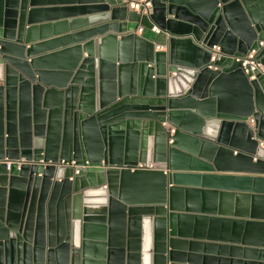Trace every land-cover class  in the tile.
I'll use <instances>...</instances> for the list:
<instances>
[{
    "label": "water",
    "instance_id": "1",
    "mask_svg": "<svg viewBox=\"0 0 264 264\" xmlns=\"http://www.w3.org/2000/svg\"><path fill=\"white\" fill-rule=\"evenodd\" d=\"M45 1L0 0V264H264V0H78L103 37L41 57Z\"/></svg>",
    "mask_w": 264,
    "mask_h": 264
},
{
    "label": "crops",
    "instance_id": "2",
    "mask_svg": "<svg viewBox=\"0 0 264 264\" xmlns=\"http://www.w3.org/2000/svg\"><path fill=\"white\" fill-rule=\"evenodd\" d=\"M95 5L90 3H82L78 0H47L43 3V7L41 9H47L49 12L46 14H42L39 18L36 19V23L38 26H49L48 30L44 32H40L36 35L35 39L39 42L38 44H44L45 42H56L49 47H43L38 51V55L41 57L48 55H56L62 53L63 50L71 49L76 46H82L83 44L99 40L102 38L98 35H91L89 37L84 38V40L77 39L76 35L81 32H86L92 28L99 26L100 20L95 18ZM98 16V15H97ZM95 18V19H94ZM138 20V14L129 10L128 16V24H134ZM137 36L142 37L150 42L155 43V52L164 51L165 45L164 41L168 39V35L166 34H155L150 31H143L139 33L136 31ZM114 36L117 35L114 32L108 31L104 36ZM119 38V35H117ZM69 37L67 42H61L62 38ZM58 41V42H57ZM60 41V42H59ZM80 44V45H77ZM264 46V43H263ZM65 48V49H64ZM86 55H83L85 58ZM72 59V55H68L62 58L55 57L49 62H44L42 70L51 72V73H64L67 72V67L69 66V62ZM175 75L172 74V77ZM252 80V79H249ZM247 124V123H246ZM248 125V124H247ZM165 126V125H163ZM249 126V125H248ZM194 175H201L202 173H198L196 171H189ZM71 180V179H70ZM105 187H103L104 189Z\"/></svg>",
    "mask_w": 264,
    "mask_h": 264
},
{
    "label": "built area",
    "instance_id": "3",
    "mask_svg": "<svg viewBox=\"0 0 264 264\" xmlns=\"http://www.w3.org/2000/svg\"><path fill=\"white\" fill-rule=\"evenodd\" d=\"M123 1H126V0H123ZM127 8L128 10L133 11L137 13L138 15L148 16L151 11L150 0H138L136 2H128ZM137 31L141 33L142 29H138ZM151 32L157 35L161 34V32L157 28H152ZM262 47H263V43H260L259 50ZM212 51H213V54H212L211 61L215 60L216 58L215 53H217L219 49L217 47H213ZM257 56H258V51H251L245 57H233L232 63L234 65H239V67L245 73H247V71H251V72L258 71L264 75V67L258 63ZM247 124L249 125V128H251L254 131V121L251 117L248 118ZM257 143L260 148L264 149L263 140L258 139ZM8 168H9V163L7 164V169ZM138 168H142V167L139 165ZM152 168H153L152 166H149L147 169L151 170Z\"/></svg>",
    "mask_w": 264,
    "mask_h": 264
}]
</instances>
